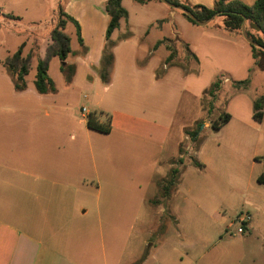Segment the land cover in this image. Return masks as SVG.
I'll return each instance as SVG.
<instances>
[{"label":"crops","instance_id":"obj_1","mask_svg":"<svg viewBox=\"0 0 264 264\" xmlns=\"http://www.w3.org/2000/svg\"><path fill=\"white\" fill-rule=\"evenodd\" d=\"M184 1L211 8L215 0ZM239 1L247 5L254 2ZM4 2L0 0L2 10ZM105 2L57 0L56 3L80 28L82 43L77 40L79 48L70 46L71 59L67 60L75 65L70 84L79 80L83 86L89 87L90 93L99 94L101 90L103 94L91 107L82 106L84 112L81 107V116L75 121L78 128L70 132L67 130V126L74 125V120L68 113L70 103L58 99V90L39 94L33 85L37 59L45 55L50 42L49 33L37 48L34 74L29 81L27 76L32 69L30 59L29 72L25 76L26 88L17 91L23 100L17 113L26 111L34 116H16L32 127L26 130L29 132L23 144H19L23 134H18L17 144H12L10 159L0 162V264H134L135 259H131L130 254L125 256L123 251L129 249L134 228L139 225L143 228L162 227L163 217L174 216L171 222L166 219L165 224L170 225L166 236L169 231H175L173 221L177 223V230L182 229L180 216L187 217L194 194H197L195 199L202 207L211 205L216 208L227 204L229 200L221 194L222 179L212 172H217L227 162L234 164L240 161L239 155H232L241 149L248 151L251 165L258 156L254 155L251 146L254 142L257 144L259 136L254 138L252 131H230L234 142L239 145L213 148L209 154L205 153L206 146L202 143L196 156L203 165L202 169L210 176H197L185 185L180 183L182 195L177 200H170L171 211L159 204L161 219L157 220L152 215L148 202L152 200L154 184L166 174L168 160L178 156L183 127L200 117L187 116L182 101L192 106L197 101L199 103L205 88L197 92L194 85L205 71L208 80L218 71L226 73L222 87L224 83L247 78L254 58L250 44L242 36L224 31L218 20L201 26L158 0L143 3L121 0L127 18H122L110 35L116 41L112 49L113 70L109 83L102 84L96 69L109 19ZM34 4L40 14L45 0H33ZM0 13L9 12L0 10ZM67 24L73 25L70 21ZM245 28H250L248 21H245ZM126 31L130 32V36L119 40ZM187 35H194V38ZM172 37L180 38L187 46L197 73L179 65H164V75L156 76V69L162 65L168 52L163 42L155 44ZM22 43V54L32 53L33 43L25 37L20 45ZM80 48L82 50L78 51ZM51 66L55 68L54 74L50 71ZM60 66L57 56L49 59L48 74L55 85L63 77ZM173 69L179 77L171 81L170 77H176L171 72ZM252 75L247 89L237 90L230 84L233 89L228 95L230 99L227 95L225 97V103L229 101L227 105L232 98L239 97L246 114L237 111L236 116L227 111L230 118L217 131L237 118L256 125L263 121L264 115L260 121L252 116L254 97L250 96V90L258 86L254 77H260L264 83V70L255 69ZM83 95L89 97V93ZM88 114L101 124L108 122L109 132L88 128ZM212 118L206 120L203 128L210 126ZM261 136L264 146V134ZM241 142L248 147H242ZM256 182L254 222L248 206L244 211L248 215L244 226L254 229V235L256 233L263 238L264 182ZM179 202H182L181 205ZM261 247L264 250V246ZM148 256L138 264L164 262L159 258L150 261Z\"/></svg>","mask_w":264,"mask_h":264},{"label":"rangeland","instance_id":"obj_2","mask_svg":"<svg viewBox=\"0 0 264 264\" xmlns=\"http://www.w3.org/2000/svg\"><path fill=\"white\" fill-rule=\"evenodd\" d=\"M4 1H6L2 4L4 9L2 10V8H0V10L18 15L20 18L11 19L0 13V162L10 159L12 144L13 142L17 144L18 134L22 132L23 136L19 139L21 140L19 144H23L29 132L26 130H30V127H32L29 122L22 121L20 117L16 116H34V114H29L26 111H22L20 114L17 113L16 110L18 106L23 103V100L19 93L13 89L12 81L4 69L3 59L18 48L24 37L32 42V53H30L32 69L27 76L30 81L35 72L34 62L38 58L37 48L39 44L43 43L44 38L56 24L58 11L56 5L57 0H45V6L42 8L40 14L35 4L33 5V0ZM169 8L180 12V10ZM64 32L69 36L70 46L72 48L78 46L79 48L75 27L71 24H67L64 28ZM188 34L190 35V33ZM187 37L194 38V35L191 37L187 35ZM163 43L166 46L168 54H172V59L169 62L170 64H177L185 70L193 69L194 61L189 54V49L180 38L172 37L167 40L164 39ZM78 51H81V48L78 49ZM70 59L71 56L69 55L67 60L70 61ZM253 64L254 62L252 61L249 69L252 68ZM50 71L52 74L55 73L54 66H51ZM253 71L254 70L250 72L248 70L249 78L253 76ZM171 72H173L172 74H175L176 77H170L169 80H176L179 77L178 73L174 69ZM162 74L164 75V73ZM216 76H220L222 80L227 74L218 71L211 80H208V73L205 71L200 80L195 83L194 88L197 92H201L210 85ZM73 78L67 83L64 77H62V79H59L56 83V88L59 91L57 95L58 99L70 103L68 113L70 116H73L74 125L67 126L69 132L78 128V126L75 125V121L81 116V107H91L93 102L97 101L103 95L101 90L99 94L90 93L89 87L86 85L83 86L79 80L78 83L70 84ZM259 78L260 77H254L258 86L250 90V96L254 98L264 95V83L262 79ZM75 81L76 78L74 82ZM224 81L227 80L224 79ZM230 84L232 86L230 82L224 83V85L220 87L218 94L212 101L210 108L213 109L210 115H207L206 112H202L201 96L199 103L197 101L193 106L187 101H182L184 109L187 110V116L206 115L207 117L205 120H208L210 117H213L212 119L215 120L220 113H228L227 111L235 113L234 115L236 116H238L237 111L246 114V111L243 110L244 103L242 100L239 101V97L232 98L229 105H227L229 101L225 103L227 97L228 100L230 99L228 95L230 91L233 90L232 88H234L233 86L231 88ZM228 88L230 89L229 92L227 91ZM85 92L89 93L88 98L84 97L83 94ZM238 101L240 104H238ZM208 107L209 106L206 104L204 110L207 111ZM165 108L164 105V116ZM179 111H182V109ZM262 115H264V111ZM195 121L196 120H194L191 125H193ZM188 126H184L183 129ZM200 128L204 136L200 146L202 143H205V153L207 154H209L213 148L223 149L229 146L228 144L239 145V143L234 142L233 133L230 131H235L236 129L247 130L249 132L252 131L254 133V138L257 135L259 136L258 145L256 144V146L254 142L251 146L254 150V155H258L255 158L256 160H254V164L251 165V159L247 158L249 154L246 150L241 149L238 153L232 155H239L241 160L234 164H229L227 162V164L223 165L217 172H212L214 176H220L222 179L221 194L229 200L227 204H222L216 208L211 205L202 207L195 199L197 194H194L191 199L193 202H191L187 217L183 218L180 216V221L183 223L182 229L177 230V223L173 222L172 226L175 231H169L166 236L167 228L170 225H168V223L165 224V222L166 219L171 222V216L166 218L163 217L164 224L162 227L143 228L139 225L131 231L129 249L123 250L124 254L127 257L128 254H130V258L135 259L134 262L140 261L143 255H145V257L150 255V257L148 256L150 261L159 258L164 260L162 264H264V250L262 247L260 248L261 245L264 246V237L261 238L257 236L256 233L254 235V229L252 228L247 229L243 227V231L238 232L237 228L240 226V223L236 218L238 213H244L249 206L252 211L254 222V189L257 186L256 180L264 169V146L261 136L264 134V119L258 125L249 122V120L233 119L219 131H213L211 127L203 128V126H201ZM183 129L180 142L182 143L183 159L186 161H184L185 166L180 172L178 185L172 193V201L181 197V185H185L190 179H194L197 176H201L202 178L210 176L204 169L200 170L189 161V156L194 155V143L188 138H184ZM240 145L242 147H248L247 144L242 142ZM232 159L235 160L233 157ZM179 168H182V165ZM190 172L195 173L191 175ZM195 186L196 184H194V187ZM153 189L152 200L158 195L156 182ZM151 201L148 202V208L152 211V215H155V218L160 220V208L157 207V205H152ZM199 202H202V200H199ZM181 203L182 202H179L180 205ZM170 204L171 203H169V206ZM169 209L171 211V208ZM260 216L261 215H258V217ZM148 217L151 216L148 215ZM231 223L232 225H230ZM149 253L153 254L151 255ZM144 258L140 262H142Z\"/></svg>","mask_w":264,"mask_h":264},{"label":"trees","instance_id":"obj_3","mask_svg":"<svg viewBox=\"0 0 264 264\" xmlns=\"http://www.w3.org/2000/svg\"><path fill=\"white\" fill-rule=\"evenodd\" d=\"M137 2H145L146 0H136ZM160 1V0H158ZM173 4L184 7L189 10L198 20H205L212 16L213 20H218L220 23V28L224 31L242 36L241 34V23L243 18L246 19L249 23V29L245 28L247 36L257 45L250 44L252 56L254 58V64L249 71L255 69L264 70V0H254L251 5L244 4L239 0H215L214 5L211 8H207L201 5H191L184 0H167ZM105 11L108 14V24L105 32V43L102 48V54L100 58L99 65L96 69L97 76L99 81L102 84H108L112 75L113 70V47L116 44V41L110 38L111 33L119 26V21L122 18H127V11L121 5V0H106L104 5ZM184 17L192 22H194L190 17L180 11ZM4 16L11 19H19L18 16H15L10 13L3 14ZM70 21L75 27V33L79 44L82 43L80 37V28L78 23L69 15L64 13L61 7H58L57 11V22L51 28L50 42L46 46L45 55L43 58L39 57L36 64V73L33 80V85L37 93L46 94V93H55L57 91L54 80L48 74V61L51 57L57 56L61 61L60 70L63 74L65 82L69 83L73 77L75 71L74 63H68V56L71 54L70 49V39L68 35L64 32L66 23ZM210 21V22H211ZM197 24V23H196ZM130 35V32L122 34L118 39L127 38ZM168 39V38H164ZM163 39V40H164ZM160 40L156 42L155 46L163 42ZM23 43L10 55H7L3 59V66L7 74L9 75L13 89L15 91H22L26 88L25 76L29 72L30 68V54H22ZM82 50V49H81ZM172 54H168L165 58L162 65L156 69V76L159 77L163 75L166 70L163 68L164 65L167 67L170 65V60L172 59ZM196 61V58H194ZM194 73H197V69H193ZM220 76H216L215 79L206 87L201 94V109L202 112H206L207 115H210L213 108L211 107L212 101L215 99L220 86H221ZM250 83L249 76L243 80L232 81V86L239 89H247ZM208 105L207 111L204 110V106ZM264 111V95H261L253 99V118L256 121H260L262 118V113ZM230 118V115L226 112H222L218 115V118L212 120L210 123L211 129L213 131L218 130L221 125L227 122ZM205 116H200L193 125L185 127L183 129V136L185 139H189L194 143V155L189 156V161L192 164L197 166L199 169H202L203 165L197 159L196 152L199 149L201 142L203 141L204 136L202 135L201 126L206 122ZM86 125L88 128L102 132H109V124L106 125L98 122L92 114H88L86 118ZM182 143L180 142L178 147V157L172 158L167 162L166 174L163 178L156 181V186L158 190V195L154 200H150L152 205H163V208H168L170 200L173 198L172 193L178 185V179L180 172L184 168L183 152L181 148ZM182 165V168H179ZM257 181L259 183L264 182V169L261 174L258 176ZM174 217V216H171ZM174 222V221H173ZM245 222L242 224L243 227ZM145 257L141 258V260ZM140 260V261H141ZM140 261L134 263L138 264Z\"/></svg>","mask_w":264,"mask_h":264},{"label":"water","instance_id":"obj_4","mask_svg":"<svg viewBox=\"0 0 264 264\" xmlns=\"http://www.w3.org/2000/svg\"><path fill=\"white\" fill-rule=\"evenodd\" d=\"M161 2H163L165 5H167L168 7H171V8H174V9H177V10H180L182 11L184 14H186L188 17H190L194 22H196L197 24L203 26V25H206L208 24L214 16L210 17V18H207L205 20H198L189 10L185 9L184 7L182 6H179V5H176V4H173L167 0H160ZM245 21L246 19L243 18L242 20V23H241V34H242V37L249 43V44H253V45H257L256 42H253L246 34V31H245Z\"/></svg>","mask_w":264,"mask_h":264},{"label":"built area","instance_id":"obj_5","mask_svg":"<svg viewBox=\"0 0 264 264\" xmlns=\"http://www.w3.org/2000/svg\"><path fill=\"white\" fill-rule=\"evenodd\" d=\"M82 111L84 112L85 111V108L84 107H82ZM248 219V215L246 214V213H240L239 215H238V221H239V223H240V226L237 228V231L238 232H242L243 231V226H242V224L244 223V222H246V220Z\"/></svg>","mask_w":264,"mask_h":264}]
</instances>
